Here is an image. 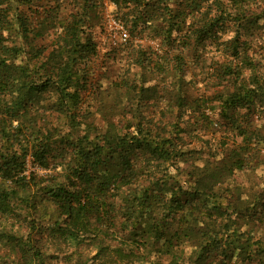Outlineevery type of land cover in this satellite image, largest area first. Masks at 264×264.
I'll return each mask as SVG.
<instances>
[{
  "label": "rangeland",
  "instance_id": "rangeland-1",
  "mask_svg": "<svg viewBox=\"0 0 264 264\" xmlns=\"http://www.w3.org/2000/svg\"><path fill=\"white\" fill-rule=\"evenodd\" d=\"M117 1L120 10L119 4L113 0H90V5L86 0H33L32 8L23 6L19 0L13 1L27 15L33 13L34 17L39 14L42 18L46 17V25L49 26L40 37L32 40L21 36L16 24L9 32L4 31L8 37L7 43L19 48L15 57L8 60L11 71L17 73L21 67L36 71L57 35L64 34L61 25L68 24L70 29L71 26L85 23L87 27L83 30L82 26L79 35L81 40H91L94 52L78 61L74 67L75 74L84 75L85 81L80 90V101L70 110L71 116L68 114L66 117L63 114L65 110H59L56 105L54 109L53 94L46 90L38 102L20 116V140H3L5 136H0V154L9 147H17L15 153L20 151L21 146L30 149L35 141L52 146L47 169L32 164L27 155L24 174L28 175L33 170L37 174L35 180L29 182V187L11 183L16 191L11 198L14 212H0V264H24L25 259L21 257L15 239L39 250L37 264H123L114 251L119 246L124 251H128L129 247L127 264H159L157 259L165 264H205L207 261L211 264H264V248L260 251L264 244V80L248 83L250 93L256 96L254 103L247 100L239 110L241 115L238 119L243 121L240 130L236 129V125L229 124L226 114L221 112L223 104L227 107V101L223 103V99L228 93L244 92L243 83L227 77L224 72L226 64L233 60L226 39L235 34V24H229L225 33L218 32L217 37L194 46L196 35L187 30L188 37L183 34L184 31H173L167 42L165 31L158 30L168 21V14L160 8L159 2L156 9L165 15L155 17L151 26L137 33L136 29L131 31L128 28L125 16L129 18V15L137 14L142 4L131 1V11L129 0H125L124 4ZM142 1L150 3L153 0ZM187 3L185 0H175L171 7H183ZM152 6L153 3H150L143 8L150 9ZM229 7L228 10L239 9L234 4ZM200 9L202 13L185 16L186 26H200L215 13L212 0L202 2ZM248 11L257 17V27L248 49L255 61V68L243 70V76L250 75L251 78L257 72L256 76L261 79L264 78V0H248ZM108 14L123 25L125 39L119 37L121 30L107 27ZM204 14L206 19L202 20ZM152 15L155 16V13ZM189 20H194L193 24L188 23ZM137 26L134 25L135 28ZM241 26H249L247 19L242 21ZM177 35L182 37L184 43L175 40ZM30 45L42 48L43 55L33 57ZM38 71L40 73V69ZM37 73L33 72V75L36 77ZM3 74H6V70ZM3 102L1 97L0 105ZM226 112L230 113V110ZM1 115L4 112L0 110ZM242 115H246L245 118ZM75 118L82 122L76 124L70 120ZM247 118L250 119L249 129L256 128L253 131L258 138L257 143L252 140L253 145L248 151L244 150L246 147L239 151L248 156L249 165L235 170L210 192L207 190V199L223 201L224 215L206 217L205 225L202 221L204 216L200 213V221L191 225L194 245L203 230L217 231L220 242L218 250L210 252L211 255L215 253L213 258L210 255L194 262L195 248L186 243L177 257L167 262L169 257L165 255L159 258L153 249L157 243L151 239L146 241L147 248L141 247V240L136 244L132 238L127 239V230L115 211V225L108 227L105 234L100 232V219L90 214L80 237L72 240L68 225L74 226L73 223L43 189L57 181H64V175L69 171L68 164L71 165V157L75 156L76 150L88 148L95 142L102 143V139H105L103 133L109 128L134 134L135 128H141L146 136H153L157 141L170 138L171 142L180 145L186 151L184 157L186 155L187 162L179 161L167 168L155 161L147 166V176L140 182L147 184V179L154 177L156 180L167 171L172 177L168 179L172 186L179 183L184 188L190 187V180L197 174L203 177L215 172L211 161H223L230 149L238 147L237 143L242 138L239 133L248 127L244 123ZM83 138L84 141H81ZM115 141L110 143L114 144ZM202 165H205V169H202ZM110 196L106 197V203L116 208L120 198L115 194ZM164 197L168 196L163 194ZM162 198L156 199V203ZM197 203V208L201 207V201ZM149 209L161 211L160 206L152 205ZM204 209L207 210L206 207ZM184 213L169 223L168 230H174L177 225L184 226L181 218Z\"/></svg>",
  "mask_w": 264,
  "mask_h": 264
},
{
  "label": "trees",
  "instance_id": "trees-1",
  "mask_svg": "<svg viewBox=\"0 0 264 264\" xmlns=\"http://www.w3.org/2000/svg\"><path fill=\"white\" fill-rule=\"evenodd\" d=\"M13 1L17 0H0V98L2 97V101H4L0 105V110L4 112V115L0 117V136H5L2 137L3 140L15 138L19 141L21 136L18 133L21 132L20 128L22 127L20 116L25 111L30 110L46 90L53 94L54 109L57 106L59 110H65L63 114L66 117L68 114L71 116L70 110L75 108L80 101V90L85 81L83 80L84 75L75 74L74 67L78 61L85 59L89 53L94 52V45L89 38L84 40L80 38L81 27L83 26V30L84 27H87L85 23L71 26L70 29L68 24L61 25L64 34L62 32L61 35H57L56 41L48 53L44 55V59L36 71L28 70L25 67H21L17 73L11 71L8 60L15 57L19 48L13 43H7L8 37L4 35V31L9 32L13 29V24H16L20 29L18 33L26 40L28 38L32 40L40 37L46 27L49 26L46 25V17L42 18L40 14L34 17L33 13L27 15L26 11L19 9ZM113 1L119 4L117 0ZM124 1L120 0V3L124 4ZM131 1L135 4H142L137 14L129 15V18L125 16V23L128 28L131 31L136 29L135 32L137 33L151 26L155 17L162 18L165 15L156 9L159 2L160 8L168 14L166 25L160 26L158 29L165 31L167 42H169L168 39L173 31H184L183 34L187 36L185 31L187 30L196 35L193 45L191 44L194 46L206 39L217 37L215 35L218 32L225 33L230 26L229 24H235V34L226 39L229 54L233 60L226 64L224 72L228 75L227 77L243 83L244 92L228 93L223 99V103L227 101V107L223 104L221 112L226 114L229 124L236 125V129L240 130L243 121L238 119V116L241 115L239 110L247 100L254 103L256 96V94L250 93L248 83H252L254 80L257 82L264 80L263 77L260 79L256 76L257 72L251 74V78L250 75L243 76V70L255 68V61L248 53V49L253 41L254 29L257 27L255 20L257 17H254L255 13H249L248 0H212L215 13L207 21L204 14L202 20L205 21L197 27L186 26L185 16H193L194 12H201L202 2L207 0H185L188 3L179 8L171 7L175 0H153L150 2L153 3L150 9L143 8L150 3H143L142 0H129V9L132 11L133 7L130 8ZM225 1H227L226 4ZM19 2L30 8L34 5L33 0H19ZM86 2L91 4L90 0H86ZM231 4L237 5L239 9L228 10ZM118 7L120 10V4ZM153 12L155 16L152 15ZM121 14L123 15L124 12ZM246 19L249 26L242 27L241 23ZM233 20L236 22H232ZM193 21L189 20L188 23L193 24ZM136 24L139 25L137 28L134 27ZM31 33L32 35H30ZM256 37L259 38L257 35ZM176 39L177 42L182 41L184 43L180 35H177ZM30 52L33 57H38L43 55L44 51L42 48L30 45ZM179 56L181 58V55ZM4 70H6L5 75L3 74ZM33 72H38L36 77ZM14 93L15 95L12 96ZM227 109L230 110V113L226 112ZM242 116L245 118L246 115ZM70 120L76 124L82 122L76 118ZM14 122L15 124H13ZM244 123L248 127L241 129L239 134L242 138L237 143L238 147L230 149L228 154L222 158L223 161L219 162L217 159L211 161L215 172L203 177H199L197 174V177L190 180V187L184 188L179 183L172 186L171 182H168V179L172 177L167 171L157 177L156 180L154 177L147 179V184L140 182L148 172L147 166L155 161L167 168L176 165L179 161L187 162L186 155L184 157L186 151L180 145L171 142L170 138L157 141L153 136H146L141 128H135V134L109 128L103 133L105 139H102V143L95 142L88 148L76 150L75 156L71 157V165L68 164L69 171L64 175V181H57L52 186H44L43 189L57 203V206L68 215L70 223H73L74 226L68 225V230L71 232L69 238L72 240L80 237L79 234L82 233L83 226H87L88 215L91 214L100 219L102 226L100 232L103 234L108 227L115 225L117 216L127 230L129 235L127 239L132 238L136 244L139 242L138 240H141V247L143 248H147L146 241L151 239L157 243L153 249L158 253L159 258L162 259L166 255L169 257L167 261L169 262L177 257V253L183 250L186 243H190L193 249L195 248L193 261L199 262L205 257L208 258L211 251L218 250L217 245L220 239H218L217 231L203 230L200 233L199 241L194 245V229L191 225L195 221H200V213L204 216L203 222L206 217L210 218L213 214L224 215L223 201L207 199V190L210 192L214 187L221 185L235 170L246 168L250 160L244 152L239 153V151L243 147H246L247 149L244 150L248 151L253 145V139L256 143L258 142L255 131H253L256 128L249 129L250 119L247 118ZM132 125L134 126V124ZM114 139H116L115 143L111 144L110 142ZM81 141H84V138ZM32 144L31 150L27 149V146H21L17 153H15L17 147H9L7 150L1 151V213L14 212L11 198L16 191L11 183L20 187H29V182L36 178L35 170L30 171L28 175L24 174L25 169H27L26 157L28 154L31 163L37 167L47 169L50 166L52 146L40 141H35V144ZM204 166L202 165V169H205ZM112 194L120 198L116 208L110 203H106L108 200L106 197L108 195L112 197L110 196ZM163 194L168 197L162 198ZM160 198H162L161 201L156 203L155 200ZM151 199H154L153 203ZM197 201H201L199 208L196 206ZM152 205L160 206L161 211L149 209ZM205 207L207 210L204 209ZM110 211L112 213L108 216ZM113 211H115L116 216ZM184 211L185 213L181 217L184 226L178 227L177 225L174 230L172 228L168 230L170 228L169 223ZM103 219L106 220L103 221ZM205 225L207 224L205 223ZM124 227L122 226V228ZM74 229L76 231L73 233ZM96 239L97 236L94 240ZM14 242L21 253V257L23 256L25 259L22 258L24 264H31L32 262L37 264L40 253L36 247L32 248L31 245L24 244L20 239H15ZM263 248L264 244L260 251ZM114 251L118 255V259L123 264H127L130 256L129 247L128 251H124L120 246L116 247ZM214 255L215 253L211 257L213 258ZM157 260L159 264H165L160 259ZM205 264H211V262L207 261Z\"/></svg>",
  "mask_w": 264,
  "mask_h": 264
},
{
  "label": "built area",
  "instance_id": "built-area-1",
  "mask_svg": "<svg viewBox=\"0 0 264 264\" xmlns=\"http://www.w3.org/2000/svg\"><path fill=\"white\" fill-rule=\"evenodd\" d=\"M106 24L107 27L111 30H116V31H122L120 34V38L125 39L126 37V32L124 30V27L122 24H120V22L118 20H116V18L112 15H107L106 16Z\"/></svg>",
  "mask_w": 264,
  "mask_h": 264
}]
</instances>
